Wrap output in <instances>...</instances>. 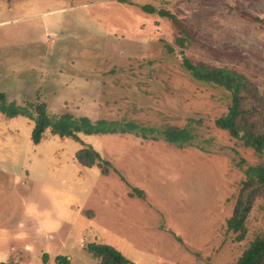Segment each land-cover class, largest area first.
<instances>
[{
  "label": "rangeland",
  "instance_id": "374dc122",
  "mask_svg": "<svg viewBox=\"0 0 264 264\" xmlns=\"http://www.w3.org/2000/svg\"><path fill=\"white\" fill-rule=\"evenodd\" d=\"M183 59L236 71L264 96V0H0L7 102L152 128L201 121L181 147L121 134L75 142L47 130L33 144L31 119L0 113V262L43 264L46 254L47 264H97L86 251L95 243L136 264H233L264 234V194L243 241L226 229L244 172L264 152L213 126L230 97L195 81ZM87 147L109 163L106 175L76 162Z\"/></svg>",
  "mask_w": 264,
  "mask_h": 264
},
{
  "label": "trees",
  "instance_id": "16d2710c",
  "mask_svg": "<svg viewBox=\"0 0 264 264\" xmlns=\"http://www.w3.org/2000/svg\"><path fill=\"white\" fill-rule=\"evenodd\" d=\"M124 1V0H119ZM145 12H156L153 8L143 6ZM160 16L173 21L179 27L182 35H187L180 21L171 13L159 10ZM184 38L177 42L181 45ZM168 51L172 49L168 47ZM183 67L191 77L198 82L223 89L230 97L227 112L214 120L217 129L225 131L231 138L242 143L255 153L264 152V96L257 87L244 75L225 67L212 66L205 63L194 64L183 59ZM0 113L8 118L24 116L33 121L31 142L38 144L47 130L59 138H71L80 142L79 134L83 135H134L143 140L148 136H160L168 144L181 147L197 137L196 126L200 120L188 119L183 127L159 126L147 127L132 121H107L98 119L91 121L87 117H74L70 113H62L50 118L44 104L20 106L15 101L7 102L4 94H0ZM194 125V126H193ZM75 160L85 168L94 165L101 168V174L106 175L109 163L102 160L99 154L91 147L83 148L75 153ZM103 167H100V166ZM245 178L237 194L231 216L226 220V229L235 235L233 241L241 242L246 235V218L251 210L254 199L264 194V163L248 167ZM135 197L141 199L142 192L131 190ZM86 251L98 260L97 264H136L131 262L109 245L90 243ZM48 256L42 255V263L47 264ZM0 264H11L0 262ZM53 264H71L65 256H56ZM233 264H264V234L255 237Z\"/></svg>",
  "mask_w": 264,
  "mask_h": 264
}]
</instances>
